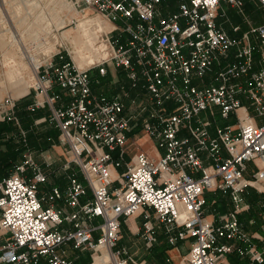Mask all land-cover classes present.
Listing matches in <instances>:
<instances>
[{"label":"built area","instance_id":"built-area-1","mask_svg":"<svg viewBox=\"0 0 264 264\" xmlns=\"http://www.w3.org/2000/svg\"><path fill=\"white\" fill-rule=\"evenodd\" d=\"M164 1L72 0L94 7L112 26L104 35L108 56L94 68L98 77L112 68L118 89L95 92L99 79L89 69L78 70L59 50L53 54L40 100L27 109L47 106L58 131L53 147L66 157L62 168L76 166L82 181L72 173L64 191L53 187L39 195L46 176L24 152L14 172L0 179V264H74L58 252L65 245L92 255L103 249L112 259L105 264H135L118 242L122 222L137 214L146 246L156 242L157 229L170 246L188 240V264H222L232 252L264 264V235H248L238 220L248 189L264 195V69H253L255 51L264 64V0H255L261 24L239 38L216 20L222 3L240 12L242 0H172L171 12ZM0 108V119L18 125L11 98ZM202 113L233 117L235 124L215 125L211 133L212 121ZM138 125L132 139L144 131L156 159L142 150L127 154L123 144ZM210 191L227 193L233 205L211 221L203 208ZM60 199L69 213L53 206Z\"/></svg>","mask_w":264,"mask_h":264},{"label":"rangeland","instance_id":"rangeland-1","mask_svg":"<svg viewBox=\"0 0 264 264\" xmlns=\"http://www.w3.org/2000/svg\"><path fill=\"white\" fill-rule=\"evenodd\" d=\"M164 2L168 4L166 12H171L176 9V4L172 0H165ZM92 18L96 19L100 27L94 25L91 26L90 30L95 32V36H99V38L105 42L104 35L112 27L110 28V25H108L110 23L99 15L94 7L83 4L77 6L72 0H0V101L6 97L16 99L19 96L17 92H15L16 89L14 90L10 87L5 75L11 68L12 64L10 62L14 59L23 65L25 77L31 76L32 74L35 76L36 82L27 89V92L29 90L36 94L35 89L37 88L36 95L40 92L38 87H43L46 84L44 79L46 72H44V70L48 69L51 60L54 62L56 61V58L53 56L54 53L58 50L61 51L63 56H66L68 61L74 65L68 55V50L70 49L69 44L67 40L62 37V34L68 33L70 36L78 35L76 29L77 24L80 21ZM249 20L252 24V22H254L253 16L249 17ZM54 35L58 40L57 42L54 39ZM13 40H18V47L15 46V42H12ZM106 46L108 50V45L106 44ZM96 65L85 67L83 70L89 69L92 78H98L102 81L94 68ZM108 75L107 70V74L103 76L105 83L95 84L98 85L97 89L94 90L95 92L101 91L107 93L111 90L108 86L109 82L106 80ZM38 97L40 96L38 95ZM60 98L61 100L63 99L62 95ZM243 104L248 106L247 101H243ZM135 110V107L131 108V111ZM215 121L219 126L231 122L230 120H222L218 114L215 117ZM138 127L141 129V125H138ZM56 144L58 143L56 142L55 145ZM31 156L46 177H48L50 172H52V174H50L51 177L62 172H66L67 175L69 174V172H67L68 170L75 176L80 175L76 166L72 164L69 168L63 170L62 166L66 161V157L62 148L54 147L49 152H46L44 154L46 157L45 160L39 153H34L33 151ZM47 162L49 164H46ZM249 166L251 165L249 164ZM45 182L41 185L45 184ZM57 186L61 187L60 185ZM62 186H65V182ZM252 191L254 192V190ZM257 195L258 194H255V196ZM259 199L260 202L257 203L259 207L255 206L256 212H253L256 213V216L257 213H262L259 215L261 218L264 216V212L261 210L260 206L264 203V200L262 197H259ZM262 209L264 210V207ZM121 244H125L123 246L127 253L132 256L136 264H139L135 258L137 249L128 250L129 247L128 245L126 246V244H129V234L125 236V242L124 240L121 241L118 246H122ZM138 249H140V247ZM184 254L186 255V250H184ZM123 258L124 257H122V259ZM180 259L183 264H188L183 258ZM127 264L132 263L127 262Z\"/></svg>","mask_w":264,"mask_h":264},{"label":"crops","instance_id":"crops-1","mask_svg":"<svg viewBox=\"0 0 264 264\" xmlns=\"http://www.w3.org/2000/svg\"><path fill=\"white\" fill-rule=\"evenodd\" d=\"M242 2H243V5H242L240 12L237 11L236 9L230 7L227 3H222L220 5L221 16L217 18L216 22L227 33V35H229L231 37H236V38L241 37L242 34L248 32L251 27L259 26L261 24V21H262V10L260 9L259 4L255 0H242ZM251 16H253V18H254V22H252V24H251V21L249 20V17H251ZM233 27H238L239 28L238 31H236V32L233 31V29H232ZM250 42L252 44H254L257 41H256V39H254V37H250ZM231 60L232 59H230V61ZM253 69L254 70L264 69V64L262 65L259 63V52L258 51H255L253 53ZM108 74H109L107 76L108 82H109L108 86L111 88V90L108 91L106 94L111 95L113 93H116L118 86L113 83L114 78H116V76L114 75V70L112 68H109ZM89 75L91 77V72H89ZM6 98H8V97H6ZM6 98H4V99H6ZM4 99H2L0 101V107H1V104L3 103ZM36 100H40V97H38L33 91L28 90V92L25 95L18 97L16 99H12L13 104H14V112H16L17 115H19L21 113V109H23L24 107H28L32 102H34ZM36 113L38 115H35L33 113L30 116V119L28 122L29 128L36 132V131H41L42 129L46 128V126L49 127L50 123L48 121H46V119H45L46 116L43 114L44 112H42L41 110H38V111H36ZM201 116L204 118H209L212 121V126L210 127V132L213 133V130H214L213 127L215 125H217V122L215 121L216 116L214 118H210L207 113H202ZM15 119H16V122L18 123V120L16 117H15ZM222 120H224V119H222ZM227 120H230L231 122L227 123L225 125H234L235 124V120L233 117H229ZM254 120L256 123H258V122H262L263 118L262 117H254ZM225 125H223V126H225ZM17 126H19V123ZM217 126H219V125H217ZM220 127H222V126H220ZM138 135H140V134H138ZM138 135L134 136L133 139L131 136H129L128 141H131L130 144L133 145L132 147L129 148L131 150V153H129L126 150L130 146V144L127 146H124L129 157H132L136 153V151L142 150V151L146 152L148 154V156H150L151 158L156 159L159 155V152L157 151L156 147L154 146L153 141L147 137L148 140L150 141L151 145H144L143 146L142 143L144 144V142L137 141V138L142 139L143 136L140 135V137H139ZM57 140H58V138H57ZM54 145L55 144H53L50 149L45 150L44 152H42L39 155H41L43 157V159L45 160L46 157L44 156V154L46 152H49L51 149H53ZM31 155H32V153H31ZM154 156H157V157L154 158ZM202 158L204 159V156H202ZM204 163L207 164L208 162L206 160H204ZM46 164H49V163L47 162ZM121 170L122 169H120L119 171H121ZM67 172H69V174H72V172L69 170ZM62 173H59L58 175L51 177L50 174H52V172H50L48 177H46L47 180H46L45 184L39 185V195H41L42 193L48 192L53 187H57L61 192L64 191V189L67 185L66 176L69 174L66 175V172H62ZM27 174H29V172H27ZM197 176H198V174H197ZM80 181H82V180H80ZM64 182H65V186H62ZM57 185H60L61 187H59ZM253 195H254V192L251 189H248L245 192V194H243V201L242 202H243V205H247V209L245 211H242L238 215V220H239L240 215H243V214H246L249 212L250 207L247 204V198L253 197ZM204 196L206 198V206L204 208V214H205L206 219L209 221L213 220L217 215L224 214L226 212L231 211V209L233 208V205L228 198L229 196L226 197V195L222 194L221 191L205 192ZM88 199H90V194L86 197H82L81 201L84 202ZM43 205L46 206V203H43ZM53 206L57 209H62L63 212H65V213H69L71 211V208H69L68 206L65 205L63 199L55 201L53 203ZM144 210H145V212L150 214L151 222L154 225H157L154 217L152 216V211L149 209H144ZM259 220H260V223L261 222L264 223V216H262ZM239 222L242 225L245 233H247L248 235H251V236L256 235V234L257 235H264L258 231H252V226H251L252 221L251 220H248V221L239 220ZM92 223L95 225L99 224L100 219H94L92 221ZM142 223H143V215L142 214H137V215L129 217L128 219H125L121 225V239L118 242V244L123 240L125 242V236L127 234H129V244H126V246L128 245V247H129L128 250L137 249V252L135 254V258L139 264H157V263H159V262H156L154 259H149V257H150L149 251L152 250L151 252L153 253V250L157 251L160 249L162 250L163 258L165 259V261L163 260L161 262V264H165L166 261H168L169 264H175L172 256H176V255L179 258H183L185 260V257H186L187 252H188V247H189L188 240L183 241V242H178L176 245L170 246L166 242V239H165V236H164L162 229H157V232H156L157 240L152 245V247L151 246L148 247L145 245V243L141 237ZM122 231H123V233H122ZM253 242L256 245H260V243L256 240H253ZM123 245H125V244H123ZM123 245L119 246V247L124 248ZM139 247H140V249H138ZM184 250H186V255L184 254ZM58 252H59V254L65 256L67 258L72 259L74 264H91L92 260H93L92 252H91V250H88V249H73L70 245H65V246H62L60 249H58ZM221 263L222 264H250L247 257L246 258L238 257L235 253H230L229 255H226ZM38 264H44V260L40 259ZM135 264H136V262H135Z\"/></svg>","mask_w":264,"mask_h":264},{"label":"trees","instance_id":"trees-1","mask_svg":"<svg viewBox=\"0 0 264 264\" xmlns=\"http://www.w3.org/2000/svg\"><path fill=\"white\" fill-rule=\"evenodd\" d=\"M64 58L65 60L68 61L66 56ZM99 78L102 79V81L98 80L99 81L98 84H104L105 83L104 77H99ZM92 79H95V78H92ZM106 80H108L107 77H106ZM97 87L98 85H95L94 83L92 84L93 90L97 89ZM51 93L60 94V90L56 87H53V89L51 90ZM38 110H41L42 112H44L43 114L46 116L45 119L46 121H48L49 111L46 105H44L41 108L34 109L33 111L27 109V107H24L23 109H21V113L19 115H17V113L14 112V116L18 120L19 126H17L12 120L0 119V179L14 172L15 167L20 162L23 161V153L25 151H29L31 153L33 151L34 153L41 154L45 150L50 149L51 146L57 142L58 131L53 126V124L50 123L49 121L48 122L50 123V126L49 127L46 126V128L42 129L41 131L35 132L34 130L29 128L28 122H29L30 116L33 113L35 115H38L36 113V111ZM0 113H1V108H0ZM20 131H23L25 133L24 137L21 136ZM139 131H140V127L137 126V128H135L134 131L129 136H132L133 134H137V132ZM77 177L80 180H82V177L80 175ZM221 193L226 195V197L228 196L227 193H223V192ZM255 194H258V193L254 191L253 197L247 198V204L250 207V211L246 214L240 215L239 220L241 221L251 220L252 221L251 223L252 231H258L261 234H264V230L262 229L263 222L260 223V220H258V216L261 215L262 213H257V216L255 215L256 213H254L256 212L255 206L259 207L257 204L260 201L259 197H262L264 200V197H263L264 195L258 194L257 196H255ZM204 199H205V205L203 208H205L206 206L205 196H204ZM263 207H264V203H262V205L260 206L261 210L264 212V210L262 209ZM151 251H149L150 253L149 259H154L156 262H159L160 264L163 260L165 261V259L163 258V255H162L163 253L161 249L157 251L153 250V253ZM232 253H235V252H232ZM237 256L240 257L239 255ZM165 264H169V262L166 261Z\"/></svg>","mask_w":264,"mask_h":264},{"label":"bare ground","instance_id":"bare-ground-1","mask_svg":"<svg viewBox=\"0 0 264 264\" xmlns=\"http://www.w3.org/2000/svg\"><path fill=\"white\" fill-rule=\"evenodd\" d=\"M94 25L100 27L95 18L86 19L84 21H80L77 24L76 29L78 31V35L70 36L68 33L62 34V37L66 39L69 44L70 49L68 50V55L72 63L78 70H83L85 67L96 65L105 58H107L108 56L109 52L107 50V46L105 42L102 39H100L99 36H95V32L90 30L91 26ZM111 27L112 26L110 25V28ZM54 39L56 42L58 41L55 35H54ZM12 42L13 43L15 42L16 43L15 46L18 47V40H13ZM10 63L12 64L11 68L5 73L6 78L8 80V84L14 90L16 89L15 92H17V95L23 96L27 93V89L36 82V78L33 74L31 75L32 77L30 75L25 77L23 73L25 69H23V65L19 61H16V59L12 60ZM140 135H142L143 138L142 139L137 138V141L144 142V144L142 143L143 146L151 145L144 131H142ZM140 135L138 136L140 137ZM130 143L131 141H127L123 145L127 146ZM132 146L133 145L130 144V146L126 149L129 153H131V150L129 148ZM156 157L157 156H154V158ZM114 177H115L114 173L111 172V178ZM172 258L174 259L175 264H183L182 260L177 255L172 256ZM110 261H112V259L102 249V255H98V254L93 255V260L91 264H105L106 262H110Z\"/></svg>","mask_w":264,"mask_h":264}]
</instances>
